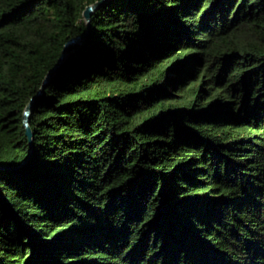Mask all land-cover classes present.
Listing matches in <instances>:
<instances>
[{
	"label": "trees",
	"instance_id": "trees-1",
	"mask_svg": "<svg viewBox=\"0 0 264 264\" xmlns=\"http://www.w3.org/2000/svg\"><path fill=\"white\" fill-rule=\"evenodd\" d=\"M98 1L0 0V264H264V0H110L41 93Z\"/></svg>",
	"mask_w": 264,
	"mask_h": 264
},
{
	"label": "water",
	"instance_id": "water-1",
	"mask_svg": "<svg viewBox=\"0 0 264 264\" xmlns=\"http://www.w3.org/2000/svg\"><path fill=\"white\" fill-rule=\"evenodd\" d=\"M108 1L110 0H101L98 1L90 6L87 7V9L84 12V17L87 21L88 24V30L85 34L77 36L72 38L66 45L61 57L59 58L58 62L56 63V65L48 72L45 80H44V85L42 87V91L43 92L44 88L46 87V85H48L52 80H54L56 78V76L58 75L60 69L64 66L69 53H70V49L82 44L85 39L87 38L90 28H91V17L94 14V12L100 8L101 6L105 5ZM34 103H35V98L32 99V101L30 102V104L27 106L25 113H24V126L26 128V133L27 136L30 140V145H31V155L32 157L25 163V166L29 165L34 157L35 154V139H34V131L32 129L31 126V115L33 114V110H34Z\"/></svg>",
	"mask_w": 264,
	"mask_h": 264
}]
</instances>
